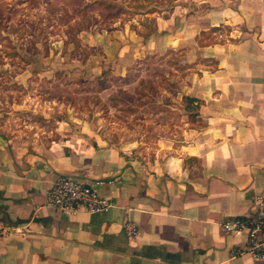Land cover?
<instances>
[{"label": "crops", "instance_id": "crops-1", "mask_svg": "<svg viewBox=\"0 0 264 264\" xmlns=\"http://www.w3.org/2000/svg\"><path fill=\"white\" fill-rule=\"evenodd\" d=\"M139 1L90 37L111 48L114 76L137 59L167 71L153 100L168 109L151 114L165 124L147 143L104 137L97 115L46 142L0 135V264H264L222 228L264 189V0ZM59 175L100 180L110 207L53 211L44 191Z\"/></svg>", "mask_w": 264, "mask_h": 264}, {"label": "rangeland", "instance_id": "rangeland-1", "mask_svg": "<svg viewBox=\"0 0 264 264\" xmlns=\"http://www.w3.org/2000/svg\"><path fill=\"white\" fill-rule=\"evenodd\" d=\"M90 1L0 0V135L18 143L46 142L86 127L97 115L101 128L111 127L104 137L147 143L156 136L155 121L165 124L151 114L168 109L153 100L167 92V71L137 59L114 76L111 48L90 37L114 20L126 22L140 1L104 0L111 10L87 12Z\"/></svg>", "mask_w": 264, "mask_h": 264}, {"label": "built area", "instance_id": "built-area-1", "mask_svg": "<svg viewBox=\"0 0 264 264\" xmlns=\"http://www.w3.org/2000/svg\"><path fill=\"white\" fill-rule=\"evenodd\" d=\"M216 37L220 39L221 33ZM101 181L87 176L73 178L57 176L44 191V204L53 211L67 216L78 211L96 212L110 207V202L97 193ZM226 232L242 233L244 244L234 253H246L251 258L264 261V189L255 197L254 211L245 217H236L222 223ZM130 236L133 227H126Z\"/></svg>", "mask_w": 264, "mask_h": 264}, {"label": "trees", "instance_id": "trees-1", "mask_svg": "<svg viewBox=\"0 0 264 264\" xmlns=\"http://www.w3.org/2000/svg\"><path fill=\"white\" fill-rule=\"evenodd\" d=\"M99 6H102L103 8H105L107 10H111L110 6L105 4L104 0H91L89 3L84 5L85 10H87V12L97 9V8H99ZM104 86L105 85H101L100 88H103Z\"/></svg>", "mask_w": 264, "mask_h": 264}]
</instances>
